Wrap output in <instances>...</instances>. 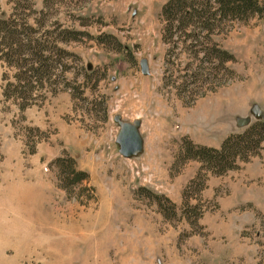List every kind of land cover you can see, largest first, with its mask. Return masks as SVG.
I'll return each instance as SVG.
<instances>
[{
	"label": "rangeland",
	"instance_id": "rangeland-1",
	"mask_svg": "<svg viewBox=\"0 0 264 264\" xmlns=\"http://www.w3.org/2000/svg\"><path fill=\"white\" fill-rule=\"evenodd\" d=\"M166 1L30 0L47 24L89 34L66 48L79 57L66 78L69 88L90 80L82 95L61 90L19 113L3 101L0 68V264H264V143L185 199L200 164L175 160L183 137L218 148L254 115L264 119V23H229L211 36L233 56L234 74L214 78L224 85L205 97L208 86L190 87L187 107L173 88L180 82L164 81ZM10 10L0 0L1 17ZM116 117L140 122L134 158L118 153ZM63 152L89 175L72 193L57 188L51 165ZM141 188L162 196V209Z\"/></svg>",
	"mask_w": 264,
	"mask_h": 264
},
{
	"label": "trees",
	"instance_id": "trees-1",
	"mask_svg": "<svg viewBox=\"0 0 264 264\" xmlns=\"http://www.w3.org/2000/svg\"><path fill=\"white\" fill-rule=\"evenodd\" d=\"M8 4L11 6L8 17L0 15V63L6 69L2 73L5 82L3 101L11 102L19 113H24L33 106L40 107L48 95L54 96L61 90L82 95L90 78L83 75V85L69 88L66 75L71 70L72 60H79V57L66 48L90 38L89 34L71 25L63 27L56 20L47 24L46 19L43 20L45 7L36 11L30 0H8ZM160 16L163 21L162 41L167 45L164 81L180 82L173 88L183 105L189 107L196 100L195 91H190V87L197 83L203 84L202 89L208 86L200 94V97H205L224 85L219 84V80L213 81L214 78H229L234 74L227 67L233 63V56L221 49L211 36L221 32L229 23H246L252 18L264 23V1L167 0L161 6ZM49 17H53V13ZM99 41L105 43L104 38H99ZM175 66L181 68L177 70L181 75L173 78ZM8 71L12 75L8 76ZM215 85L217 87L214 88ZM263 143L264 120L255 121L241 133L228 135L218 148L196 145L183 137L175 160L200 164L195 178L183 190V199L192 189L196 194L205 189L207 174L219 177L237 170L239 164L247 163L260 152ZM30 153L34 150L31 149ZM51 165L57 170V188L66 193H72V189L89 179V175L79 170L76 161L65 152ZM139 190L146 192L147 199H155L162 209V196L142 188ZM170 209L174 216L171 203Z\"/></svg>",
	"mask_w": 264,
	"mask_h": 264
},
{
	"label": "water",
	"instance_id": "water-1",
	"mask_svg": "<svg viewBox=\"0 0 264 264\" xmlns=\"http://www.w3.org/2000/svg\"><path fill=\"white\" fill-rule=\"evenodd\" d=\"M145 66L141 65V71H144ZM257 120L262 119V115H254ZM115 122H119V117H116ZM119 132L116 137V144L119 148L118 153L125 159H131L142 152L143 140L139 133L140 122L136 121L132 124L119 122ZM245 124V123H244ZM243 124V125H244Z\"/></svg>",
	"mask_w": 264,
	"mask_h": 264
},
{
	"label": "crops",
	"instance_id": "crops-1",
	"mask_svg": "<svg viewBox=\"0 0 264 264\" xmlns=\"http://www.w3.org/2000/svg\"><path fill=\"white\" fill-rule=\"evenodd\" d=\"M0 68H1V64H0Z\"/></svg>",
	"mask_w": 264,
	"mask_h": 264
}]
</instances>
